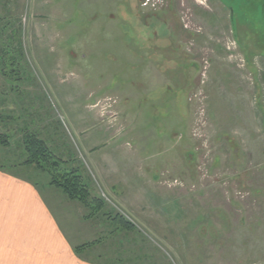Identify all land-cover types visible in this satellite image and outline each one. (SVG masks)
Masks as SVG:
<instances>
[{
  "label": "rangeland",
  "instance_id": "374dc122",
  "mask_svg": "<svg viewBox=\"0 0 264 264\" xmlns=\"http://www.w3.org/2000/svg\"><path fill=\"white\" fill-rule=\"evenodd\" d=\"M169 19L172 38L160 22ZM120 49H181L188 57L192 115L182 168L136 164L129 148L150 142L147 135L112 138L125 128L112 74ZM4 51L15 63L0 60V134L9 139L0 169L39 173L21 164L25 133H35L80 169L104 203L109 231L118 225L127 244L140 240L142 264H264V126L257 124L264 116L255 117L264 108V0H0ZM118 209L133 228L116 220ZM213 223L222 226L217 233ZM252 236L261 238L253 246ZM234 239L236 247L228 244Z\"/></svg>",
  "mask_w": 264,
  "mask_h": 264
},
{
  "label": "crops",
  "instance_id": "0c3cea01",
  "mask_svg": "<svg viewBox=\"0 0 264 264\" xmlns=\"http://www.w3.org/2000/svg\"><path fill=\"white\" fill-rule=\"evenodd\" d=\"M160 22L165 26L164 33L172 38L174 24L170 29V19ZM166 35L158 39L166 40ZM119 54L112 74L117 78L118 116L126 129L123 134L113 129L112 138L129 133L147 135L150 142L129 148L136 164L149 168L169 161L182 168L187 165L190 152L185 136L192 115L188 92L193 81L188 57L181 49H120ZM236 89L240 90L237 86ZM256 108L255 117L262 118L263 105ZM219 109L212 105L210 113L216 121L220 118ZM218 131L220 134L221 128ZM98 148L96 144L92 151ZM142 155L146 158L140 162ZM130 177L125 181L134 180ZM108 218L102 210L91 213L82 203L43 180L0 169V264H125V257L131 264H142L141 249L137 248L143 246L140 240L127 244L118 225L109 231ZM221 227L220 223L212 224L216 233ZM233 231L228 232V237L234 236ZM252 238L249 237L248 245L261 240L252 242ZM219 239L214 238V245H225ZM228 244L236 247L237 241ZM131 247H135L134 253L127 255Z\"/></svg>",
  "mask_w": 264,
  "mask_h": 264
},
{
  "label": "trees",
  "instance_id": "16d2710c",
  "mask_svg": "<svg viewBox=\"0 0 264 264\" xmlns=\"http://www.w3.org/2000/svg\"><path fill=\"white\" fill-rule=\"evenodd\" d=\"M2 49H13L4 47ZM19 49H22L19 44ZM1 66H13L11 52L4 51L0 54ZM0 146L8 148L9 139L6 135L0 134ZM24 154L21 157L23 167L29 172L37 171L39 173H29V176L36 175L38 179L43 180L50 186L60 189L71 200L82 203L91 213L103 211V201L93 197L89 185L79 168L69 167L61 158H58L48 145L41 140L35 133L26 132L23 139ZM1 163V162H0ZM37 179V180H38ZM107 214V212H104ZM116 220L129 228L135 225L128 220L122 213Z\"/></svg>",
  "mask_w": 264,
  "mask_h": 264
},
{
  "label": "built area",
  "instance_id": "2783aa9c",
  "mask_svg": "<svg viewBox=\"0 0 264 264\" xmlns=\"http://www.w3.org/2000/svg\"><path fill=\"white\" fill-rule=\"evenodd\" d=\"M229 50V52H232V51H234L235 49H228ZM243 62L245 61V60H242ZM245 66V65H244ZM119 210V209H118ZM120 211V213H124V211H121V210H119Z\"/></svg>",
  "mask_w": 264,
  "mask_h": 264
},
{
  "label": "flooded vegetation",
  "instance_id": "af4514ba",
  "mask_svg": "<svg viewBox=\"0 0 264 264\" xmlns=\"http://www.w3.org/2000/svg\"><path fill=\"white\" fill-rule=\"evenodd\" d=\"M221 2H225V0H220ZM225 5H227L228 6V4H225ZM234 15V12H232V10H231V13H230V16L232 17Z\"/></svg>",
  "mask_w": 264,
  "mask_h": 264
}]
</instances>
